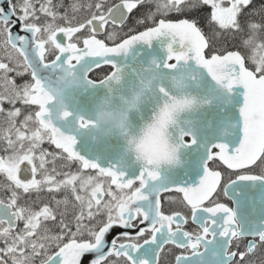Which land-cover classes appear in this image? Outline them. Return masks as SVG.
<instances>
[{"label":"snow or ice","instance_id":"snow-or-ice-1","mask_svg":"<svg viewBox=\"0 0 264 264\" xmlns=\"http://www.w3.org/2000/svg\"><path fill=\"white\" fill-rule=\"evenodd\" d=\"M0 264H264V0H0Z\"/></svg>","mask_w":264,"mask_h":264}]
</instances>
